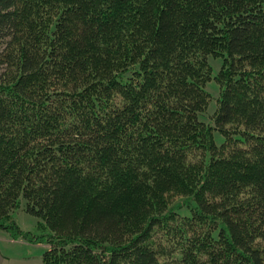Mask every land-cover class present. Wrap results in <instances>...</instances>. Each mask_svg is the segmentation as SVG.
I'll return each mask as SVG.
<instances>
[{
	"label": "trees",
	"instance_id": "obj_1",
	"mask_svg": "<svg viewBox=\"0 0 264 264\" xmlns=\"http://www.w3.org/2000/svg\"><path fill=\"white\" fill-rule=\"evenodd\" d=\"M0 229L45 264H264V0H0Z\"/></svg>",
	"mask_w": 264,
	"mask_h": 264
},
{
	"label": "rangeland",
	"instance_id": "obj_2",
	"mask_svg": "<svg viewBox=\"0 0 264 264\" xmlns=\"http://www.w3.org/2000/svg\"><path fill=\"white\" fill-rule=\"evenodd\" d=\"M210 63L213 66V75H216L221 67L222 61L221 59L212 56L210 58ZM206 90L210 93V102L207 110L200 114V118L212 123L211 115L217 107L218 97L220 95V85L213 78L207 83ZM215 139L218 144H221L224 141V136L220 132L215 131ZM24 203L25 201L22 199V205L13 212V217L23 230L39 233L41 231L38 229L39 219L24 209ZM181 212L183 214L189 213L186 208H183ZM0 232H3V230L0 229ZM5 234L10 239L0 240V250L2 254L6 256L8 261L4 263L0 262V264H45L42 260V254L48 248L47 244H34L23 238L15 241L16 239L13 240L8 233ZM11 239L12 241H10Z\"/></svg>",
	"mask_w": 264,
	"mask_h": 264
},
{
	"label": "crops",
	"instance_id": "obj_3",
	"mask_svg": "<svg viewBox=\"0 0 264 264\" xmlns=\"http://www.w3.org/2000/svg\"><path fill=\"white\" fill-rule=\"evenodd\" d=\"M5 233H7V232H5V231H3V232H0V240H3V239H5V240H9L10 238H8L7 236H6V234ZM13 240H14V238H12ZM12 239L10 240V241H12ZM17 240H20V239H16L15 241H17ZM23 241V240H22ZM21 241V242H22ZM24 242V241H23ZM31 243V242H30ZM34 244H39V243H34ZM6 261H8L7 260V258H6V256L5 255H3L2 254V252H1V250H0V262H6Z\"/></svg>",
	"mask_w": 264,
	"mask_h": 264
}]
</instances>
